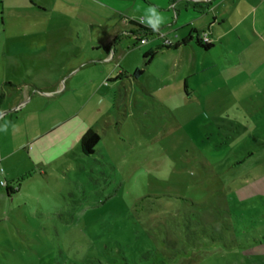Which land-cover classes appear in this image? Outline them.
<instances>
[{"label":"rangeland","instance_id":"rangeland-1","mask_svg":"<svg viewBox=\"0 0 264 264\" xmlns=\"http://www.w3.org/2000/svg\"><path fill=\"white\" fill-rule=\"evenodd\" d=\"M210 4L0 0V156L16 164L8 154L34 103L43 130L76 107L93 124L103 115L91 158L71 145L14 179L8 198L0 187V264H264V0ZM151 8L163 17L156 29ZM184 23L176 36L192 41L176 48L172 30ZM114 32V56L90 61ZM149 47L157 54L145 65ZM96 64L116 67L113 94L88 102ZM64 78L70 88L26 107V95Z\"/></svg>","mask_w":264,"mask_h":264},{"label":"crops","instance_id":"crops-1","mask_svg":"<svg viewBox=\"0 0 264 264\" xmlns=\"http://www.w3.org/2000/svg\"><path fill=\"white\" fill-rule=\"evenodd\" d=\"M204 1L206 2V0H204ZM210 1H211V4H212V2H214V4L213 5L210 4V7L208 8V10L211 12H215L219 6L227 3V0H210ZM201 8H203V10H204L206 7L203 6ZM229 10H230V8H229ZM176 18L177 19L179 18V14L176 15ZM215 19H217V16L215 17ZM222 19L224 20V18H222ZM175 23H176V20H175ZM186 23H188V22H186ZM186 23L181 24V26L175 27L172 30V34H174V38H177L176 42H177V45H179L178 48H180L181 46L182 47L186 46V45H188V43H190L192 41L191 35L190 36H184L183 33H179V36H176L178 34V31L182 28V26H185ZM210 30H212L213 34L215 33V30L213 28L212 29L210 28ZM138 32H139V30H138ZM116 35H117V32H114L112 35L109 36L108 40H106V42L103 46V49H101V46H97L96 49H93L91 51V55L89 56V59H93V60H90V61L96 62L95 59H99V61H100L99 63H105L106 61L111 59L114 56L113 52H115V50L112 48V45H113L112 43H113L114 37ZM194 35H196V34H194ZM179 38H180V40H179ZM184 39H186L188 43L185 45H182L181 41ZM212 44H213V42H212ZM107 45H109V47L106 48ZM148 51H155V50H153L152 47H149L144 52V54ZM156 54H157V52H156ZM20 58L23 60V63H25V64L30 63V61L34 62V58L30 57L29 55H26V54H20ZM4 61L6 62L5 63L6 65L4 67L6 68L7 64L9 62V59L7 58V54H6V56H4ZM75 70H76V67H73V69L70 70V72H72V73H70V75L68 76L72 80H73L72 77H73L74 73L77 72V70L76 71ZM87 71H89V76L87 77L89 79V81L95 82V84H96L95 90L93 89V91L88 95V102H90L93 98H95L99 93L102 94V96H100V98L104 101H107V98L109 99V97L112 98L114 88L112 86L113 84H111L112 83L111 80L114 77H116L115 76L116 72H117L116 67L115 68L110 67V68L105 69V66L103 67V65L96 64V65L88 66ZM66 78H64L60 83L55 84V86H51L50 88H48L49 91H47L48 90L47 89L45 93H43L44 91L39 90L37 92H34L32 97L28 98L26 95L25 101L27 100L29 102L26 105V107L29 104H31V102L34 99L37 100V98H43L44 96H48V97H50L52 95L57 96L60 94V91H63L66 88H70V86L73 85L74 82L71 83L70 80L69 79L67 80ZM67 85H69V86L67 87ZM5 86H7V85L3 84V87H5ZM4 102H5V94H3V100L0 103V106ZM23 105L25 106V104H23ZM37 106H38V104L34 103L26 113V116H28V117L30 116V121H29V123L26 122L24 127H23L24 138L22 139L21 142L18 143V145L14 144V147L12 148V150L9 151L8 156L13 157L11 160H17L16 164H13L12 162H10L7 159L6 154L0 156V170H2V172H0V182L6 178V179H8V181H11V182H6V183H8V186L13 187V185H15L14 179H19L20 176L22 177V175H25V174L28 175L29 174V177H30L32 173H35L37 171L39 173H42V171H44V169L51 166L50 159L54 160L57 157H60L63 154L67 153L68 149L71 145H74L75 149H78V151L81 153L80 140L86 131L93 130L99 136L97 127H98V123H99L100 119L103 117L102 114L96 118L95 124H93V123L88 122V120H86V119L81 120L80 119V112L81 111L79 110V108L76 107L73 109V111L71 113L66 114L64 116V118H62L59 122L56 119V122H54L51 126H49L48 128L43 130L41 128V119L38 117ZM25 108H23V110H21L20 112H23L25 110ZM10 109H12L14 111L16 109V107L10 108ZM110 110H111V108H110ZM6 113L7 112H3L1 117L2 116L5 117ZM16 119L17 118H15V120ZM27 123H28V125L26 126ZM59 127H62V129L59 131V133L57 135H55V136H53L47 140L43 139L45 135L50 134L51 132L55 131ZM99 142H100V136H99ZM58 143L61 146H59V148L57 149ZM66 145H68V146L64 147ZM0 146H1V144H0ZM98 148H99V145H98ZM98 148L95 149V154L98 151ZM20 152L23 154L22 155L23 158L20 157V160H19L16 158V155ZM81 155L84 158H88V157H85L82 153H81ZM91 157H89V158H91ZM17 169L20 171H17ZM26 177H28V176H26ZM18 181H16V182L19 184L21 181L20 182H18ZM0 187H2V186L0 185ZM4 197L5 198L9 197L8 195H6L5 187H4Z\"/></svg>","mask_w":264,"mask_h":264},{"label":"trees","instance_id":"trees-1","mask_svg":"<svg viewBox=\"0 0 264 264\" xmlns=\"http://www.w3.org/2000/svg\"><path fill=\"white\" fill-rule=\"evenodd\" d=\"M137 27L139 29V32L137 33L138 35H140V32L141 31H145V32L151 33L147 29H143L141 26H137ZM194 34H196V45L197 46L201 47L205 51H208V50H210L213 47V44L212 43L205 44V43L202 42L201 37L205 33H202L201 36L197 35L196 32H194ZM187 43L188 42H187L186 39H184V40L181 41V44L182 45H185ZM178 46L179 45H176L175 47L178 48ZM107 47H109V45H107L106 48ZM155 54H156L155 51H148V52H146L144 54L143 58L144 59H147L145 65H147L150 62V60L155 56ZM139 74H140V72L139 71H136L135 75L137 76ZM2 100H3V94H0V103L2 102ZM98 145H99V136L93 130L86 131L83 134V136L81 137V140H80V150H81V153L85 157H88L89 158V157L93 156L95 154V149L98 148ZM26 176H29V174L26 175ZM21 180H19L18 182H20ZM17 190H18V188L14 189L12 186H8V183H6V186H5L6 195L10 196V195L16 193Z\"/></svg>","mask_w":264,"mask_h":264},{"label":"built area","instance_id":"built-area-1","mask_svg":"<svg viewBox=\"0 0 264 264\" xmlns=\"http://www.w3.org/2000/svg\"><path fill=\"white\" fill-rule=\"evenodd\" d=\"M201 40L205 44H210L211 43V40L209 39V37H208V35L206 33L201 37ZM140 42L141 43H146V40L145 39H141ZM165 47H173L172 41L171 40L166 41L165 42ZM0 172H2V170H0ZM0 185L2 187H5L6 186V182L5 181H1Z\"/></svg>","mask_w":264,"mask_h":264},{"label":"clouds","instance_id":"clouds-1","mask_svg":"<svg viewBox=\"0 0 264 264\" xmlns=\"http://www.w3.org/2000/svg\"><path fill=\"white\" fill-rule=\"evenodd\" d=\"M151 14V16L156 17L157 18V23L155 25H153L154 29L159 27V23L163 22V17L157 12V10L155 8H151L148 10Z\"/></svg>","mask_w":264,"mask_h":264}]
</instances>
